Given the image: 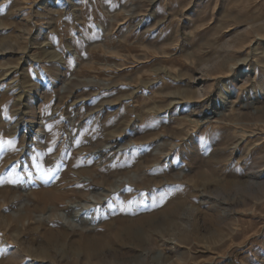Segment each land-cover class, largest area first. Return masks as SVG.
I'll return each instance as SVG.
<instances>
[{
	"label": "rangeland",
	"instance_id": "rangeland-1",
	"mask_svg": "<svg viewBox=\"0 0 264 264\" xmlns=\"http://www.w3.org/2000/svg\"><path fill=\"white\" fill-rule=\"evenodd\" d=\"M9 172L0 264H264V0H0Z\"/></svg>",
	"mask_w": 264,
	"mask_h": 264
},
{
	"label": "snow or ice",
	"instance_id": "snow-or-ice-1",
	"mask_svg": "<svg viewBox=\"0 0 264 264\" xmlns=\"http://www.w3.org/2000/svg\"><path fill=\"white\" fill-rule=\"evenodd\" d=\"M3 143H7L9 145H13L12 141H6V142H3ZM35 167H37L38 171H43V169L41 168L40 165H35ZM18 182H19V177L14 176V173H12V172H9L6 177L4 175H0V184H4V183L16 184ZM129 203H131V201H129Z\"/></svg>",
	"mask_w": 264,
	"mask_h": 264
},
{
	"label": "bare ground",
	"instance_id": "bare-ground-1",
	"mask_svg": "<svg viewBox=\"0 0 264 264\" xmlns=\"http://www.w3.org/2000/svg\"><path fill=\"white\" fill-rule=\"evenodd\" d=\"M71 9V8H70ZM63 14V13H62ZM81 20V19H80ZM77 42V41H76ZM85 42H87V41H85ZM75 43V42H74ZM70 44V43H69ZM71 56V55H70ZM34 59V58H33ZM76 62V61H75ZM165 67H163V69H164ZM166 69V68H165ZM162 71H164V70H162ZM94 80H95V78H94ZM94 80H92V81H94ZM99 80H101V79H96V81L98 82ZM95 81V82H96ZM99 83V82H98ZM104 82H103V79H102V84H103ZM114 84V83H113ZM117 87V86H116ZM20 96V95H19ZM71 97V96H70ZM170 100V99H169ZM172 102H173V100H172ZM168 105H169V103H167ZM155 105V104H154ZM171 105V104H170ZM213 114L214 115H216V116H219L220 114H221V111H214L213 112ZM208 118V117H207ZM198 124V123H197ZM102 171V170H101ZM115 184V183H114ZM89 185H92L91 183H89ZM97 188V187H96ZM89 197H93V198H97V200H100L101 199V194L98 192V191H96V190H92L91 191V193L89 192V193H87L86 195H85V198L86 199H84V202H83V204L85 203V204H87V203H89V201H88V199L87 198H89ZM96 200V201H97ZM77 207V206H76ZM64 217V216H63ZM90 218V217H89ZM91 221V219L89 220V222ZM88 223V222H87ZM93 224V223H92Z\"/></svg>",
	"mask_w": 264,
	"mask_h": 264
}]
</instances>
